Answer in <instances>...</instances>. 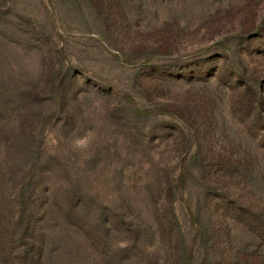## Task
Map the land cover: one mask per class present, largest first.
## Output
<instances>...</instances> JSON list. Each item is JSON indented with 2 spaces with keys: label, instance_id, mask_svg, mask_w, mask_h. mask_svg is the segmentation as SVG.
Masks as SVG:
<instances>
[{
  "label": "rangeland",
  "instance_id": "374dc122",
  "mask_svg": "<svg viewBox=\"0 0 264 264\" xmlns=\"http://www.w3.org/2000/svg\"><path fill=\"white\" fill-rule=\"evenodd\" d=\"M33 188L43 264H264V0H0V264Z\"/></svg>",
  "mask_w": 264,
  "mask_h": 264
},
{
  "label": "trees",
  "instance_id": "16d2710c",
  "mask_svg": "<svg viewBox=\"0 0 264 264\" xmlns=\"http://www.w3.org/2000/svg\"><path fill=\"white\" fill-rule=\"evenodd\" d=\"M186 169L181 171V174L178 178V183L181 186L185 180ZM29 185V184H27ZM37 188H33L31 192H24L20 195V203L19 207L21 208L22 220L21 223L24 225L25 232L29 231L30 237L27 239L29 242L27 243L28 250L23 255L24 257L20 262L24 264H43V257H44V248H43V236L40 233V229H42V224L46 219V216L49 212L48 205L46 204V200L49 198L47 191L38 192V197H35V191ZM23 191V190H22ZM182 198V196H181ZM194 218V217H193ZM159 235L164 239L169 237L170 233L167 231L166 228H159L158 230ZM201 233L199 230H196V238H199ZM22 237L25 238L24 235ZM24 240V239H23ZM236 259V258H235ZM237 260V259H236ZM19 259L17 260V262Z\"/></svg>",
  "mask_w": 264,
  "mask_h": 264
}]
</instances>
